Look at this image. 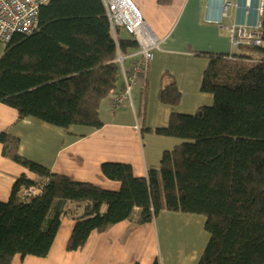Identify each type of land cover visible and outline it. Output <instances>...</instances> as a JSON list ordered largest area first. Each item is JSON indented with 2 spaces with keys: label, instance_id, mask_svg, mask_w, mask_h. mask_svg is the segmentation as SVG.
<instances>
[{
  "label": "trees",
  "instance_id": "obj_1",
  "mask_svg": "<svg viewBox=\"0 0 264 264\" xmlns=\"http://www.w3.org/2000/svg\"><path fill=\"white\" fill-rule=\"evenodd\" d=\"M260 23L263 46L252 47L260 56H210L200 91L212 104L194 114L172 112L167 126L155 130L180 142L145 177H135L128 164H101L117 191L52 173L0 133L3 156L36 177L20 176L0 202V264L16 255L46 257L64 218L74 221L66 249L76 251L92 231L128 220L135 208L137 224L162 211L203 215L209 238L197 264H264V9ZM117 32L101 0H50L33 33L4 44L0 102L19 119L99 128L100 104L120 82L116 51L137 47L131 37L124 45ZM179 98L174 81L160 90L159 101L172 108ZM30 186L39 193L25 195Z\"/></svg>",
  "mask_w": 264,
  "mask_h": 264
},
{
  "label": "crops",
  "instance_id": "obj_2",
  "mask_svg": "<svg viewBox=\"0 0 264 264\" xmlns=\"http://www.w3.org/2000/svg\"><path fill=\"white\" fill-rule=\"evenodd\" d=\"M223 1L230 3L224 15ZM131 2L150 34L160 40L159 49L149 63L146 83L143 87L131 88L132 105L127 103L113 111L110 108L112 98L123 89L120 65V82L100 104L101 126L97 129L71 127L66 130L32 118L19 119L16 109L0 102V133L17 139L22 157L52 173L112 191H117L120 185L104 177L102 163L128 164L135 177H145L147 168L156 166L162 153L180 142L160 136L155 130L167 126L172 112L194 114L200 107L212 104V96L200 91L210 56H260L244 43L233 47L225 27L243 26L252 33L260 21L257 9H264V0H249V5L247 0H171L167 5L157 0ZM117 35L124 45L125 40L132 38L122 29H118ZM3 50L4 44H0V55ZM137 51L138 46L126 45L125 52H120L125 69L139 60ZM170 81H174L180 95L174 108L159 101L160 90ZM2 150L0 143V202H6L20 176L36 177L4 157ZM159 215H164L166 220L181 218L179 215L184 214L162 211L152 222L137 224L138 209L135 208L128 220L104 232L92 231L84 246L76 251L66 249L74 221L64 218L46 257L16 255L11 264H152L155 259L160 264H197L203 249L194 253V244L185 253L169 246L164 254H172L171 258L163 257L156 227Z\"/></svg>",
  "mask_w": 264,
  "mask_h": 264
},
{
  "label": "built area",
  "instance_id": "obj_3",
  "mask_svg": "<svg viewBox=\"0 0 264 264\" xmlns=\"http://www.w3.org/2000/svg\"><path fill=\"white\" fill-rule=\"evenodd\" d=\"M50 0H0V44L9 42L15 34L30 35L38 26L39 9ZM111 32L122 29L132 36L138 46L137 55L139 60L133 62L129 69L122 65L123 56L116 51V61L121 66L123 77V89L110 102L111 110L127 103L132 105L131 88L139 85L144 86L148 77L149 63L153 60L154 53L159 49L160 40L152 36L146 28L142 16L131 0H101ZM249 5V0L247 3ZM230 3L223 1L221 12L224 15ZM261 15L262 9H257ZM261 23L258 21L254 31L248 33L243 26L225 27L229 31L230 43L237 47L244 43L247 46L263 45L260 39ZM39 192L38 187L30 186L25 195H35Z\"/></svg>",
  "mask_w": 264,
  "mask_h": 264
},
{
  "label": "rangeland",
  "instance_id": "obj_4",
  "mask_svg": "<svg viewBox=\"0 0 264 264\" xmlns=\"http://www.w3.org/2000/svg\"><path fill=\"white\" fill-rule=\"evenodd\" d=\"M255 54L259 55L258 52ZM182 214L184 215H179L183 216L181 218L172 217L166 220L163 219L164 215H159L156 220V227L159 231L158 240L160 241L161 253L165 259L168 258L169 260L172 256V254L165 253L166 256L164 254V250H169V246L170 249H180L181 252L185 253L184 251H189L191 245L194 244V253L201 249H203V253L207 244L209 235L204 230L205 217L198 214Z\"/></svg>",
  "mask_w": 264,
  "mask_h": 264
},
{
  "label": "clouds",
  "instance_id": "obj_5",
  "mask_svg": "<svg viewBox=\"0 0 264 264\" xmlns=\"http://www.w3.org/2000/svg\"><path fill=\"white\" fill-rule=\"evenodd\" d=\"M263 11V10H262ZM133 39V38H132ZM134 40V39H133ZM261 46H263V45H261ZM250 47H260V46H250Z\"/></svg>",
  "mask_w": 264,
  "mask_h": 264
}]
</instances>
